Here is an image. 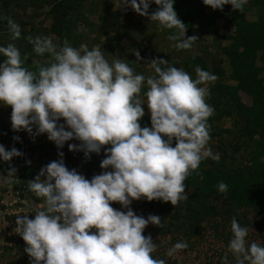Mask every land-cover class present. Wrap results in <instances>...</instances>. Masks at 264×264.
I'll return each instance as SVG.
<instances>
[{"label":"clouds","instance_id":"clouds-1","mask_svg":"<svg viewBox=\"0 0 264 264\" xmlns=\"http://www.w3.org/2000/svg\"><path fill=\"white\" fill-rule=\"evenodd\" d=\"M150 3L158 8L149 14ZM246 3L203 0L214 10L227 4L238 11ZM126 6L163 28H174L167 39L177 50L190 49L197 41L195 35L184 38L186 26L177 17L173 0H126ZM4 19L12 40L18 39L19 25ZM25 39L34 53H47L49 61L33 71L25 66L27 54L22 57L13 43L0 46V105L11 109L12 130L46 134L57 149L77 140L78 144H68V150L82 151L85 158L108 146L99 164L104 171L91 179L68 169L58 152V159L27 181L29 191L44 205L31 219L27 214L15 219V233L24 241L31 264H165L153 258L156 244L142 234L148 224L159 226L160 217L136 215L129 205L141 198L176 205L187 199L184 181L190 171L205 158L219 160V153L208 147L207 121L214 110L205 99L208 88L201 86L217 76L196 67L193 79L163 58L147 63L151 74L145 76L135 73L123 58L112 56L109 62L99 46L73 47L67 40L58 45L42 35ZM133 55L140 60L137 51ZM145 107L150 127L139 123ZM20 155L15 147L6 150L0 145V161ZM15 171L9 168L0 179L13 178ZM227 189L218 182L219 192ZM112 202L126 210L114 209ZM230 231L227 247L235 264H264V245L248 243V228L235 217ZM186 247V242L178 241L166 255ZM226 261L224 257L222 264Z\"/></svg>","mask_w":264,"mask_h":264},{"label":"rangeland","instance_id":"rangeland-1","mask_svg":"<svg viewBox=\"0 0 264 264\" xmlns=\"http://www.w3.org/2000/svg\"><path fill=\"white\" fill-rule=\"evenodd\" d=\"M4 1L7 3L5 7L0 3V43L2 46L13 43L21 50L31 45L25 37L51 36L58 45L67 40L73 47L85 44L91 49L93 46H99L109 62H111L112 56L123 58L129 62V66L135 73L145 76L151 74L147 63H150L154 58H163L172 66L186 71L193 79L196 78L195 68L199 67L194 63V59L200 57L208 72L214 74L213 67L216 65L223 70V75L214 82L201 85L208 88V96L205 99L209 105L210 83L234 84L230 77L231 69L228 59L221 50L228 44V41L219 38L220 35L232 33L230 28L224 27L223 19L216 22L219 27V37L200 35L197 31H185V39L195 35L197 41L193 42L190 49L177 50L172 46L175 42L167 39L170 31L174 32L172 29L163 28L157 21L149 20L148 16L138 15L126 6V0H63L74 5V8L68 13L72 19L70 35L63 37H58L50 32L53 21L50 8L58 0ZM251 3V0H247L244 5L246 9L243 11L244 17L250 20L255 19L260 12V9L252 6ZM152 6L153 4L150 3L148 12ZM5 17L11 18L19 25L20 36L18 39L12 40ZM134 51L139 53V61L133 55ZM30 58L34 64L45 65L49 61L47 53L38 55L32 52ZM145 90L144 88L141 90L142 99H144L143 92ZM240 98L244 104H250V99L245 94L240 93ZM10 112V107L0 105V124L2 123L7 129V132L4 133L0 131V145L9 150L12 148V142L18 141L23 147L20 149L21 158L17 162L0 161V176H4L9 168L16 170L13 178L0 179V264H31L30 258L24 252L26 247L24 241L15 233V219L18 215L24 214H27L31 219L32 214L36 210L42 209L44 205L42 198L35 196L33 192L29 191L28 186L24 185L23 177L27 171H32L36 176L41 167L58 159V152H62L63 161L68 169H75L86 179H91L92 176L104 171L99 167V164L105 153L103 156H100V153H93L85 158L82 151L68 150V144H78L77 140L66 141L62 148L57 149L54 144L44 140L41 134L33 135L23 130L13 131L10 124ZM214 114L215 110L212 115ZM211 116L207 122L212 131L228 130L229 132H223L219 136L209 133L208 147L212 152L219 153V160L205 158L200 164L205 168H211L213 163V165L224 167L227 170H236L250 165L249 153L254 150L255 140L250 139L242 144L246 137H241V133L234 127L231 118H222L216 122L211 120ZM142 120L150 121V114L146 107ZM34 132L35 128H33ZM15 137L19 139H14ZM174 143L173 141V146ZM42 146L43 148H41ZM259 162L264 164V153ZM192 191V188L185 187L187 199L192 195ZM187 199L179 201L173 206L169 202L152 200V206L149 207L144 198L130 203L129 207L136 215L145 218L150 214L157 216L159 208L163 207L166 210L165 213H169L172 217L169 224L165 221L161 229L148 224L143 230L142 234L150 236L153 243L156 244L152 253L153 258L163 259L165 264H222L224 257H227L226 264L235 262L233 254L227 247L229 241H225L223 235L228 226L223 230L220 225L224 221V206L218 199L211 196L206 197V202L212 208L208 211L209 214H202V221L195 223L193 230H190L181 220H174L172 216L178 210V206L185 203ZM111 206L121 211L126 210L116 202H112ZM238 213L241 214L244 221L248 222L247 242L264 245V226L253 210L250 207L241 208ZM214 223L219 224L216 232L213 228ZM178 241L186 242L187 247L176 251L172 256L166 255L172 245Z\"/></svg>","mask_w":264,"mask_h":264},{"label":"trees","instance_id":"trees-1","mask_svg":"<svg viewBox=\"0 0 264 264\" xmlns=\"http://www.w3.org/2000/svg\"><path fill=\"white\" fill-rule=\"evenodd\" d=\"M0 3L4 7L7 5L4 0H1ZM152 4L149 14L158 8L156 4ZM252 6L260 9L255 21H248L244 18L243 11L246 9L244 6L242 10L237 11L226 4L222 9L214 10L204 5L203 0H173L174 11L186 26V32L197 31L200 35H211L217 38L220 35L216 23L219 19L224 20L225 28H234L233 34L220 35L221 37H219L230 42L221 50L228 59L231 69L230 77L234 84L210 83V105L215 110L211 120L217 122L222 118H231L234 127L241 133V137H246L242 144L250 139L255 140L254 150L249 153L251 163L236 170H227L224 167L213 165V163L211 168H205L204 165L199 164L198 169L190 171L184 181L185 187L193 189L192 195L185 203L180 204L178 210L172 215L174 220H181L190 230H193L195 223L202 221L201 215L209 214L208 211L212 208L206 202V197L211 196L218 199L224 206V221L220 225L223 230L228 226L223 234L225 241L231 239L230 222L233 217L241 226H248V222L244 221L241 214L238 213L241 208L250 207L264 226V164L259 162L264 153V0H252ZM73 8L74 5L71 2L63 0H58L51 6L50 15L53 20L50 27L51 33L58 37L70 35L72 19L68 13ZM172 31L176 30L173 28ZM170 34H172L171 31ZM32 52V45L20 50L22 57L27 54L25 66L35 71L38 66L43 64L32 63L30 58ZM194 63L202 70H206L200 57H195ZM213 72L217 78L223 75L222 68L217 65L213 67ZM240 93L249 97V105L242 102ZM58 123H63V120H59ZM139 123L141 127L151 126L149 120L143 121L142 118ZM209 130V133L215 136L229 132L228 130L214 132L211 128ZM0 131L7 132L2 123ZM41 135L44 140L53 144L47 139L46 134ZM13 147L20 151L23 146L20 142L13 141ZM103 155L102 147L100 156ZM20 158V156L14 157L11 160L17 162ZM63 162L65 164V161ZM34 176L32 171H27L23 177L24 185L27 186V181ZM220 181L227 184V192L221 193L217 190V184ZM145 202L149 207L152 206L151 201L146 200ZM165 211L163 207L159 208L157 216L161 221L156 228L161 229L165 221L169 224V220L172 219L170 214ZM217 226H219L218 223L213 224L214 232L218 231ZM231 264H235V262H231Z\"/></svg>","mask_w":264,"mask_h":264},{"label":"crops","instance_id":"crops-1","mask_svg":"<svg viewBox=\"0 0 264 264\" xmlns=\"http://www.w3.org/2000/svg\"><path fill=\"white\" fill-rule=\"evenodd\" d=\"M251 2H252V0H251ZM251 5H252V3H251ZM258 8V7H257ZM257 17V16H256ZM245 18V17H244ZM246 19V18H245ZM220 20V19H219ZM246 20H248V21H255L256 20V18L255 19H246ZM218 26V25H217ZM230 28V30H232V33H230V34H233V30H234V28L233 27H229ZM228 43H230L229 41H228Z\"/></svg>","mask_w":264,"mask_h":264}]
</instances>
